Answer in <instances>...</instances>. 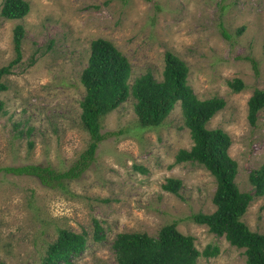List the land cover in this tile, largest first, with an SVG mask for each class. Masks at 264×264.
I'll list each match as a JSON object with an SVG mask.
<instances>
[{"label": "rangeland", "instance_id": "obj_1", "mask_svg": "<svg viewBox=\"0 0 264 264\" xmlns=\"http://www.w3.org/2000/svg\"><path fill=\"white\" fill-rule=\"evenodd\" d=\"M27 1L24 17H0V67L15 56L14 27L25 30L21 60L0 76L8 87L0 92L5 109L0 115V264H42L60 228L87 237L84 251L70 264H119L111 249L117 233L156 235L172 222L194 237L199 250L218 246L217 255L200 257L198 264H246L242 248L190 218L215 209L216 183L196 162L175 163L177 151L192 145L179 102L156 126L139 123L132 97L104 115L100 131L114 134L99 143L90 166L64 189L2 168L34 163L64 171L87 148L90 136L79 117L80 74L91 41L104 38L128 59L130 84L147 71L161 80L164 54L170 51L187 64V83L198 98L225 100L207 126L228 133V153L238 165L235 182L253 193L248 175L264 163V107L250 125L247 101L255 88L264 89V0ZM236 78L244 83L239 91L228 85ZM168 177L181 180L177 194L162 188ZM263 202L264 195L254 196L241 217L262 234Z\"/></svg>", "mask_w": 264, "mask_h": 264}, {"label": "trees", "instance_id": "obj_2", "mask_svg": "<svg viewBox=\"0 0 264 264\" xmlns=\"http://www.w3.org/2000/svg\"><path fill=\"white\" fill-rule=\"evenodd\" d=\"M27 0H4L0 6V17L19 19L29 12ZM242 28L238 31L240 32ZM24 28L17 24L13 30L15 56L0 67V76L9 74L22 58L21 44ZM33 59L31 63H33ZM131 67L125 55L109 40L96 38L91 41L86 66L80 74L84 95L80 100V120L90 139L78 158L62 171L50 165L28 163L6 166L2 170L17 175L36 177L49 188L66 187V181L77 179L95 158L99 143L113 131L102 133L101 118L117 108L129 97L134 99L133 109L142 126L159 125L179 102L184 125L189 129L192 145L181 148L175 154V163L184 161L202 165L214 177L216 187L212 196L215 209L210 213L198 212L190 216L197 224L206 225L210 232L224 236L230 245L242 248L246 264H264V234L251 230L241 219L254 196L264 195V163L250 171L248 180L254 192L241 191L235 177L238 165L229 153L231 138L221 128H209L208 121L222 109L225 100L218 96L200 99L187 83L188 66L176 54H164L162 78L157 80L147 71L137 76L130 84ZM228 85L239 91L244 88L241 79L228 81ZM0 81V92L7 89ZM264 107V89L255 88L247 101V120L255 125L257 113ZM5 112L0 100V115ZM181 180L168 177L162 188L178 193ZM264 208V202L262 204ZM101 240L103 235L95 236ZM85 232L67 228L58 229L56 239L48 244L42 264H70L71 259L84 251ZM119 264H198L200 257L218 254L219 248L207 244L202 250L195 245L192 235L181 233L176 222L163 225L156 235L146 232H119L111 242Z\"/></svg>", "mask_w": 264, "mask_h": 264}]
</instances>
